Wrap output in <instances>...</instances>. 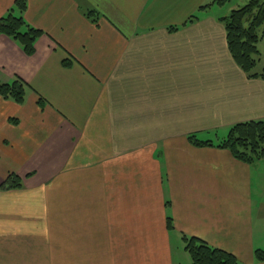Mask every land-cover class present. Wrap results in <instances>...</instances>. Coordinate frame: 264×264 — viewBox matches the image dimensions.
Segmentation results:
<instances>
[{
    "label": "crops",
    "instance_id": "obj_1",
    "mask_svg": "<svg viewBox=\"0 0 264 264\" xmlns=\"http://www.w3.org/2000/svg\"><path fill=\"white\" fill-rule=\"evenodd\" d=\"M226 1L26 0L34 54L0 36V83L27 85L22 104L0 97V185L22 180L0 191V264H176L184 236L264 264V158L188 140L264 121Z\"/></svg>",
    "mask_w": 264,
    "mask_h": 264
},
{
    "label": "trees",
    "instance_id": "obj_2",
    "mask_svg": "<svg viewBox=\"0 0 264 264\" xmlns=\"http://www.w3.org/2000/svg\"><path fill=\"white\" fill-rule=\"evenodd\" d=\"M223 0H212L221 4ZM210 4L202 7L205 9ZM26 0H15L8 13L0 18V36H6L24 52L26 56L34 54L36 39L41 31L29 26L22 14L26 10ZM16 13V15H15ZM85 16L96 23L98 13L88 10ZM197 17H192V20ZM226 34V44L234 63L249 79L264 80V70L256 72L258 62V43L264 37V0H249L244 6L232 10L229 15L220 19ZM176 30L171 28V31ZM67 65V64H65ZM27 85L20 79L10 83H0V97L22 104ZM190 144L196 147H215L228 150L234 159L251 165L264 158V121H251L233 125L224 139L213 143L199 141L194 135L188 137ZM22 188V180L15 174H9L0 185V191L18 190ZM168 228H172L168 219ZM184 250L189 255L191 264H238L230 253L213 248L196 238L183 237ZM254 257L264 262V251L256 250Z\"/></svg>",
    "mask_w": 264,
    "mask_h": 264
},
{
    "label": "rangeland",
    "instance_id": "obj_3",
    "mask_svg": "<svg viewBox=\"0 0 264 264\" xmlns=\"http://www.w3.org/2000/svg\"><path fill=\"white\" fill-rule=\"evenodd\" d=\"M242 2L241 0H227L225 3V6L222 8H217L214 10V13L219 12V14H227L229 15V13L232 10H237L238 8L242 7L243 5H245V3H240ZM257 49L259 52L258 55V62L255 68L256 72H261L264 70V37L263 39L258 43L257 45ZM186 260V264H189L190 261V257L189 255L185 252V250L183 249V247L180 249L179 251L176 252V264H184V261Z\"/></svg>",
    "mask_w": 264,
    "mask_h": 264
}]
</instances>
